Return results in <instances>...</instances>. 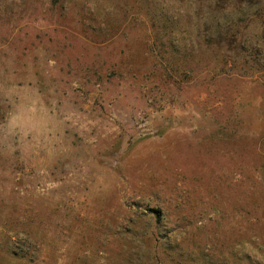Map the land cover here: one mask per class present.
Here are the masks:
<instances>
[{
	"label": "rangeland",
	"instance_id": "rangeland-1",
	"mask_svg": "<svg viewBox=\"0 0 264 264\" xmlns=\"http://www.w3.org/2000/svg\"><path fill=\"white\" fill-rule=\"evenodd\" d=\"M0 264H264V0H0Z\"/></svg>",
	"mask_w": 264,
	"mask_h": 264
}]
</instances>
